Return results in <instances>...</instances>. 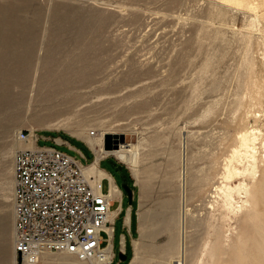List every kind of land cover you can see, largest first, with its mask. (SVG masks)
Segmentation results:
<instances>
[{
    "label": "rangeland",
    "instance_id": "374dc122",
    "mask_svg": "<svg viewBox=\"0 0 264 264\" xmlns=\"http://www.w3.org/2000/svg\"><path fill=\"white\" fill-rule=\"evenodd\" d=\"M246 1L0 0V264L18 262L13 187L20 132H35L40 145L88 165L94 152L78 134L83 127L122 133L123 145L138 154L136 164L113 153L101 164L123 192L114 264H264V195L254 193L264 182V162L256 180L246 168L232 182L252 188L250 195L236 192L237 200L249 199L239 233L250 239L225 237L230 217L222 199L209 207L240 132L264 133V0ZM60 137L76 149L57 143ZM129 207L133 235L125 224ZM37 264L92 262L51 251Z\"/></svg>",
    "mask_w": 264,
    "mask_h": 264
},
{
    "label": "built area",
    "instance_id": "2783aa9c",
    "mask_svg": "<svg viewBox=\"0 0 264 264\" xmlns=\"http://www.w3.org/2000/svg\"><path fill=\"white\" fill-rule=\"evenodd\" d=\"M29 136L21 131L19 139L27 141ZM82 165V160L55 146L40 145L39 137L34 148L15 153L13 211L17 264H37L43 251L114 264L115 258H107L103 251L111 238L106 229L112 225L108 220L109 192L103 190L102 182L99 187L92 185Z\"/></svg>",
    "mask_w": 264,
    "mask_h": 264
},
{
    "label": "bare ground",
    "instance_id": "6f19581e",
    "mask_svg": "<svg viewBox=\"0 0 264 264\" xmlns=\"http://www.w3.org/2000/svg\"><path fill=\"white\" fill-rule=\"evenodd\" d=\"M221 1H223L226 4L234 5V6H242V5H245V2H247L246 0H221ZM2 8H3V6H2ZM20 11H22V10H20ZM15 13H17V12H15ZM18 18H20V17H18ZM3 19H4V17H2V21H3ZM21 23H23V22H21ZM14 24H15V22H14ZM7 27H5V28L7 29ZM2 30H3V28H2ZM7 32H9V31H7ZM12 32H13V30H12ZM9 37H11V36H9ZM22 41H23V39H22ZM8 42H9V39H8ZM25 46H27V44ZM3 48L5 49V47H3ZM7 50H9V49L7 48ZM11 54H13V52ZM17 63H18V61H17ZM12 69H14V68H12ZM7 75H9V74H7ZM2 78H5V77H2ZM25 78H24V80H25ZM11 80H13V79H11ZM5 89H6V87H5ZM262 117H261V115L259 117L254 115V118L255 119L257 118L260 121L263 120ZM78 134H80V136L94 149L95 153L97 154V160L95 162H93L92 164H89V165H85V166L82 165V170H83L85 176L90 180L91 184L96 186V187H99L100 183L102 182V179L107 175L106 172H104L102 169H100L98 167L99 160L101 158H103L105 155L113 153L117 158L124 159L126 161L131 162L132 164H136L138 161V154H137L136 150H134L135 147H133L132 145L130 147H128V145L120 144L121 146H119L117 148V150L111 149L113 151H109L110 149H106L104 146V136H105V134H107V132L106 133H104V132L97 133L96 131L92 132V129L87 130L86 127H83L81 129H79ZM111 134H115V133L112 132ZM119 135L120 134H116L115 136L111 135V137L114 138V137H118ZM37 139H38L37 134H35V132L34 133L32 132L27 141H21L20 140V142H22V144H23L22 147H20V148L21 149L34 148L35 142H37ZM58 140H60V139H58ZM261 141H262V145L258 146L259 145L258 143H261ZM260 148L264 149V133L262 134L260 129L256 128V127H253L250 129H245V130L241 131L240 134L238 135L237 145L232 149L231 153L224 159V163L222 165V168H221L219 176H218L217 182L219 184L216 185L214 188V194H212V196H211L212 202H211V205L209 207L213 208L215 201H218V199H222V201L224 202L225 209L227 210L228 216L230 217L229 218L230 221H229V224H228L226 232H225V237H227V238H233V236H235L236 234H240L239 230L241 228V223H240L241 216L244 214V209L249 202V199H242L241 201L237 200L236 192H237V196L240 197V195L243 194V192L245 193V195H250L251 190H252L251 186H249L247 184H245V185L237 184L234 186L232 182L236 181V179L242 178L244 176V173H245L244 170L246 168H247V173L250 174V177H252L255 180L257 179V177L259 176L260 165L262 162H264V155L261 154ZM18 150H20V149H18ZM263 153H264V151H263ZM187 156H188V153H187ZM245 158H246V160L244 161ZM187 162L188 161H186V163ZM92 182H94V183H92ZM254 193H256V194L259 193L261 195H264V182L261 181L260 183H256ZM108 198L110 200V211L108 213V220L112 223V220L118 215L119 209L111 210V201H112V198L113 199L116 198L115 194H112V198H111V196L108 195ZM254 199H255V197H254ZM236 206L238 207L237 209H236ZM257 207H258V204L255 202L254 208H257ZM185 213H186V211H185ZM187 213L191 214V211L187 210ZM193 216L194 215H192L191 218L196 219V217H193ZM14 225H15V219H14ZM110 226H112V225H110ZM110 226H107L106 229L111 235V232H110L111 229H109ZM14 229H15V243H16V228H15V226H14ZM241 235L242 234H240V236ZM242 236H245V235L243 234ZM113 238H114V235L113 236L111 235L110 243H109L108 247L105 250H103L105 252V255L107 256V258L112 259V260H114V258H116L113 255V249H112V244H111V243H113ZM244 238H245L244 242L246 240H248L247 238L250 239L249 236L248 237L245 236ZM113 245H114V243H113ZM249 246H251V245H249ZM45 252H51V251H43L39 255L38 262L42 256V254ZM14 253L17 257L16 252H14ZM62 253H65V252H62ZM66 254H68V253H66ZM71 255H73V254H71ZM82 261H84V260H82ZM85 261H91L92 264H100L99 260L95 259V258L90 259V260H85ZM13 263H15V264L17 263V260L14 257H13Z\"/></svg>",
    "mask_w": 264,
    "mask_h": 264
},
{
    "label": "crops",
    "instance_id": "0c3cea01",
    "mask_svg": "<svg viewBox=\"0 0 264 264\" xmlns=\"http://www.w3.org/2000/svg\"><path fill=\"white\" fill-rule=\"evenodd\" d=\"M37 137H38V135H37ZM58 139H60V140H58ZM81 139V138H80ZM56 141H58L59 143H67V144H69L71 147H73L74 149H76V147L75 146H72L68 141H66V140H64L63 138H57V139H55ZM83 140V139H82ZM89 147L90 148H92L90 145H89ZM92 151L94 152V159H93V161L90 163V164H92L93 162H95L96 160H97V154L95 153V151H94V149L92 148ZM107 158V157H106ZM105 157H103V158H101L100 160H99V164H98V167L100 168V169H103L102 167H101V164H102V161L104 160V159H106ZM89 165V164H88ZM83 166H85V165H83ZM122 170H124L123 168H122ZM103 171L105 172L106 170L105 169H103ZM106 176L102 179V183H104V181H105V179H108V181H109V184H108V188H107V190H104V188H103V190L105 191V192H109L108 193V195L109 196H111V198H112V194H115V196H116V198L115 199H113L112 198V201H111V210H114V208L112 207L114 204H115V202H117V201H120V204H119V206H117L116 208L117 209H119V212H118V215L112 220V226H110L109 227V229H111V235L113 236L114 235V233H115V222H116V220L118 219V217L120 216V214H121V212H122V210H123V192L122 191H120V188H119V186H118V182H117V180H116V178L114 177V175L111 173V172H109V171H106ZM92 183H94V182H92ZM113 185V186H112ZM128 215H129V221H126V219H127V217H128ZM125 224H127L128 225V227H129V233L131 234V235H133V231H134V229H133V217H132V207H129L128 208V212H127V215H126V217H125ZM122 238H121V244H122V247H123V250H125V251H127V237H126V235H125V233H123L122 235ZM115 238V237H114ZM112 244V249L114 248V246H115V243H114V245H113V243H111ZM120 250H122V248L120 247ZM115 254V249H113V255Z\"/></svg>",
    "mask_w": 264,
    "mask_h": 264
},
{
    "label": "water",
    "instance_id": "95a60500",
    "mask_svg": "<svg viewBox=\"0 0 264 264\" xmlns=\"http://www.w3.org/2000/svg\"><path fill=\"white\" fill-rule=\"evenodd\" d=\"M126 143V137L124 134H120L118 137H111L110 134L106 135L105 140H104V146L106 149H117L120 144H125ZM124 190L127 192L128 198L130 200V203H132L133 199V194H132V189L129 185L123 184L122 185ZM119 257L121 259H126L127 255L125 252H121L119 254Z\"/></svg>",
    "mask_w": 264,
    "mask_h": 264
}]
</instances>
